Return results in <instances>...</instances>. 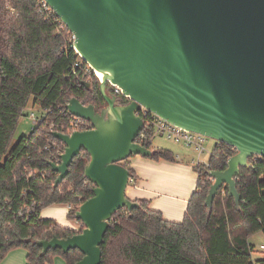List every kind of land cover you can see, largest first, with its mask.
I'll return each mask as SVG.
<instances>
[{"label": "water", "instance_id": "obj_1", "mask_svg": "<svg viewBox=\"0 0 264 264\" xmlns=\"http://www.w3.org/2000/svg\"><path fill=\"white\" fill-rule=\"evenodd\" d=\"M74 36L77 54L101 79L102 110L69 100L66 110L93 129L53 132L66 146L57 188L82 150L90 155L85 178L95 189L76 219L82 233L36 242L49 250H79L77 264H102L113 216L140 204L127 197L131 172L123 163L154 152L138 143L145 121L141 106L170 124L237 150L225 171L210 172L209 213L227 186L240 210V169L264 159V0H45ZM103 74V77L98 74ZM87 89L91 84L82 83ZM117 85L130 103L108 92Z\"/></svg>", "mask_w": 264, "mask_h": 264}, {"label": "trees", "instance_id": "obj_2", "mask_svg": "<svg viewBox=\"0 0 264 264\" xmlns=\"http://www.w3.org/2000/svg\"><path fill=\"white\" fill-rule=\"evenodd\" d=\"M73 46L72 33L56 14L48 16L41 0H0V263L16 249L27 251V264H52L56 257L77 264L84 257L77 249L68 254L51 249L42 255L36 243L82 233L83 225L77 231L64 228L43 218L42 211L67 206L68 218L78 221L80 206L94 195L95 186L85 178L90 162L85 150L57 188L58 174L50 166L66 149L52 134L71 128L69 100L97 109L105 104L100 84L73 72L80 60ZM83 82L91 84L90 89ZM31 103L43 112L41 120L29 136L13 144ZM83 123L80 131L92 129L91 123ZM138 142L154 152L150 159L176 161L172 151ZM236 154L235 148L220 143L208 165L196 166L197 187L180 223L168 221L144 200L135 201L140 208L119 210L101 246L102 264H264V258H253L255 246L250 243L252 236L264 233V159L255 156L249 160L252 167L240 169V210L227 186L215 197L212 213L205 206L213 185L210 172L225 171ZM124 163L136 181L135 172Z\"/></svg>", "mask_w": 264, "mask_h": 264}, {"label": "crops", "instance_id": "obj_3", "mask_svg": "<svg viewBox=\"0 0 264 264\" xmlns=\"http://www.w3.org/2000/svg\"><path fill=\"white\" fill-rule=\"evenodd\" d=\"M175 145L177 147L164 148L173 152L175 162L154 161L150 158L132 156L124 164H127L136 174V181L133 188L127 190V197L132 201H148L151 208L161 212L165 219L180 223L185 217L188 203L196 190L198 174L193 165L196 151L192 148ZM210 156L211 154L201 160L208 163ZM53 213L46 217L54 218L62 227L75 231L81 227V223L70 220L68 214L67 223L58 219L63 217L59 211ZM42 216L45 217L43 211ZM71 222H74L77 228H74ZM27 255L26 250L16 249L11 251L0 264H27ZM54 260V264L63 261L60 257H56Z\"/></svg>", "mask_w": 264, "mask_h": 264}, {"label": "built area", "instance_id": "obj_4", "mask_svg": "<svg viewBox=\"0 0 264 264\" xmlns=\"http://www.w3.org/2000/svg\"><path fill=\"white\" fill-rule=\"evenodd\" d=\"M41 6L45 10V12L48 14V16L55 14V12L51 9V7H49V5L46 3L45 0H41ZM83 62H84L83 59L80 57V60L76 62L73 66V72L75 73V72L80 71L81 75L83 76V79L86 78V80H88L89 83L98 82L100 84L102 81L101 79L98 78L96 72L91 68V66H89L85 62H84L85 64H83ZM108 92L117 97L119 105H126V104H129L131 101L129 97L123 95L122 90L117 85L108 84ZM137 115L140 116L145 121V128L140 134L138 141L141 139L143 141H148L150 144H153L154 140H156L158 137L164 138L177 145H181L184 147L194 149L199 155L198 159L195 161L196 166H199L201 164L208 165V163L203 162L200 158V156L206 151L204 143L208 141V138L202 135L196 134V133L186 131L177 126H174L170 124L169 122L161 119L159 116L149 112L143 106H141L140 111L137 112ZM32 117L34 118L35 125H37V123L41 120V117L35 118L34 114L32 115ZM83 121L84 120L82 119L74 117L71 121V128L69 129L67 133H64V134L71 135L75 131H80L79 127L83 126L84 124ZM147 125L149 126L148 130H146ZM149 130H151L150 132L151 134H149ZM64 152L65 151L58 152L59 162L57 163V165L61 163L60 156L63 155ZM134 183H135V180L130 178L129 185H134ZM260 249L264 251V246H261Z\"/></svg>", "mask_w": 264, "mask_h": 264}, {"label": "rangeland", "instance_id": "obj_5", "mask_svg": "<svg viewBox=\"0 0 264 264\" xmlns=\"http://www.w3.org/2000/svg\"><path fill=\"white\" fill-rule=\"evenodd\" d=\"M33 114L35 115V118H40L42 116L43 112L41 111L40 108L34 107L33 104L31 103V104H29L28 108L24 112V116L22 117V119L19 122L17 130L15 132L13 144H16L23 136H29L31 134L32 129L35 127L34 118L32 117ZM153 144H154V147H156V148H166V147L169 148V147L176 146L175 143L168 141L164 138H160V137H158L156 140H154ZM215 145H216L215 140L208 139V141L204 143L206 151L200 156V158L203 160V159H205V157L210 155ZM170 149H172V148H170ZM198 157H199V155L196 152V159L193 161V165L195 167H196L195 161L198 159ZM132 188H133V185H129L127 190H130ZM55 211H59L61 213V215H63L62 218H58L59 220L62 219V222L66 221L68 223L67 214L69 211V207L63 206V205H53L51 207L44 209L43 210V214L45 215L44 218L54 219L52 217H46V216L47 215H53L54 214L53 212H55ZM71 225L74 228H77V226L74 222H71ZM82 225L83 224H81V226ZM250 243L255 246L253 258L254 259L264 258V251H262L260 249L261 246H264V233L260 232L256 235L252 236L250 238ZM60 259L63 261L58 262L57 264H64V263L67 264L66 261L62 257H60ZM54 262H55V260L53 261L52 264H54ZM62 262H64V263H62Z\"/></svg>", "mask_w": 264, "mask_h": 264}, {"label": "bare ground", "instance_id": "obj_6", "mask_svg": "<svg viewBox=\"0 0 264 264\" xmlns=\"http://www.w3.org/2000/svg\"><path fill=\"white\" fill-rule=\"evenodd\" d=\"M97 74V73H96ZM98 74L100 75V76H102L103 77V74L102 73H100V72H98ZM98 76V75H97ZM98 78H99V76H98ZM100 79V78H99Z\"/></svg>", "mask_w": 264, "mask_h": 264}, {"label": "flooded vegetation", "instance_id": "obj_7", "mask_svg": "<svg viewBox=\"0 0 264 264\" xmlns=\"http://www.w3.org/2000/svg\"><path fill=\"white\" fill-rule=\"evenodd\" d=\"M105 107H106V103H105L104 106L101 107L99 110H102V109H104Z\"/></svg>", "mask_w": 264, "mask_h": 264}]
</instances>
